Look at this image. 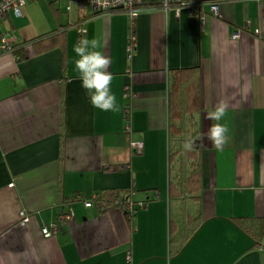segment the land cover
<instances>
[{"label":"crops","instance_id":"crops-1","mask_svg":"<svg viewBox=\"0 0 264 264\" xmlns=\"http://www.w3.org/2000/svg\"><path fill=\"white\" fill-rule=\"evenodd\" d=\"M207 2L170 0L164 9L145 0L132 17L94 15L88 0H35L0 23L13 46L26 44L23 60L0 51V264H264V241L254 247L234 222L264 219V0L223 1L218 17ZM198 3L205 29L191 9ZM64 30L63 44L47 37ZM83 37L99 38L111 59L118 112L94 108L81 86L73 46ZM190 68L200 80L203 224L171 255L170 78ZM221 98L230 103L222 151L205 135ZM131 186L133 202L148 203L131 217L85 206ZM54 223L46 239L42 230Z\"/></svg>","mask_w":264,"mask_h":264},{"label":"trees","instance_id":"trees-1","mask_svg":"<svg viewBox=\"0 0 264 264\" xmlns=\"http://www.w3.org/2000/svg\"><path fill=\"white\" fill-rule=\"evenodd\" d=\"M173 6V4H171ZM174 6H183L182 0H174ZM124 12L125 11H115ZM113 12V13H115ZM66 31L51 33L47 37L57 39L62 43ZM40 37L33 42L45 39ZM55 41V40H54ZM47 46L52 48L54 42ZM26 44L13 46V53L21 60L25 59L23 47ZM48 50V49H46ZM169 90V248L171 255L179 254L192 240L201 228L202 189H203V154L201 148L200 123V80L198 68L173 71ZM194 140V147L186 151L183 144L187 139ZM135 194L134 186L123 190L100 192L97 201L99 208L113 207L119 200L132 201ZM80 196V195H79ZM138 205V204H136ZM103 209V211H105ZM145 209V208H144ZM140 210V209H138ZM137 210V211H138ZM142 210V209H141ZM131 217L132 214L126 213ZM235 224L254 242V247H260L264 241V219L235 218Z\"/></svg>","mask_w":264,"mask_h":264},{"label":"clouds","instance_id":"clouds-1","mask_svg":"<svg viewBox=\"0 0 264 264\" xmlns=\"http://www.w3.org/2000/svg\"><path fill=\"white\" fill-rule=\"evenodd\" d=\"M103 47L99 38H81L74 46L76 55L74 67L81 86L85 90L91 105L102 112H118L119 105L116 95L111 90L113 74L109 71L111 59L100 49ZM230 103L228 99L221 98L214 108L207 113V118L212 121L208 132L205 134L217 150H223L230 143L229 128L224 120ZM194 140L187 139L183 148L191 151Z\"/></svg>","mask_w":264,"mask_h":264},{"label":"built area","instance_id":"built-area-1","mask_svg":"<svg viewBox=\"0 0 264 264\" xmlns=\"http://www.w3.org/2000/svg\"><path fill=\"white\" fill-rule=\"evenodd\" d=\"M35 0H0V23L6 18L9 13H14L17 16L22 14V10L26 5L33 2ZM161 5L164 9H168L170 0H160ZM228 0H208L207 4L209 5L210 14L218 17L219 13V3ZM256 2L260 3L263 0H255ZM183 6H189V0H182ZM145 0H88V5L91 9L92 14L99 15V14H107L113 13L115 11H125L127 14L132 15L135 17L137 15V11L144 5ZM205 3H198L195 6H191L192 12L197 13L201 26L205 29L207 24V16L203 10ZM81 15H86V5H80ZM240 38L239 33H235L232 35L233 40H238ZM130 44L128 47V51L132 54L134 48L136 47V39L134 37H130L129 39ZM13 50V45L8 38V34L0 32V51L3 53H11ZM131 88L126 87L125 93L130 95ZM128 113L126 116L128 117ZM129 130V128H128ZM143 144L136 143L132 145V149L134 153H142L143 152ZM81 196H77L76 200H81ZM100 199L99 195L94 196L91 201H86L85 206L88 209L97 208L103 211L104 208H99L97 206V201ZM148 206V203H140L136 205L134 202L129 201L126 202L123 199H119L115 204L114 208L120 209L123 212L129 213L134 215L138 209H144ZM106 210V209H104ZM72 217L70 215H66L61 218V222L64 223L66 220H70ZM28 219L25 218V222ZM58 230L57 224H52L50 227L43 228L42 232L46 239L52 238L56 235Z\"/></svg>","mask_w":264,"mask_h":264}]
</instances>
